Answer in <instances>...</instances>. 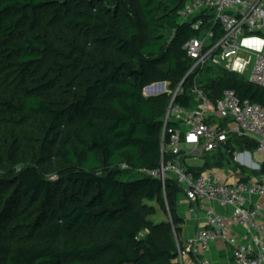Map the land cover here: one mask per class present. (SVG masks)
Returning a JSON list of instances; mask_svg holds the SVG:
<instances>
[{
	"label": "trees",
	"instance_id": "obj_1",
	"mask_svg": "<svg viewBox=\"0 0 264 264\" xmlns=\"http://www.w3.org/2000/svg\"><path fill=\"white\" fill-rule=\"evenodd\" d=\"M189 1L137 0L140 23L127 0H0V264H179L184 193L154 175L171 159V95L144 89L174 90L191 66L186 43L209 30L213 41L223 36L212 12L180 21ZM191 81L176 98L186 108L195 106ZM201 82L214 100L231 88L264 105L263 88L224 69L208 67ZM25 127L39 141L29 160L19 157ZM245 145L258 149L236 137L205 155L229 168ZM236 168L264 175V163Z\"/></svg>",
	"mask_w": 264,
	"mask_h": 264
},
{
	"label": "built area",
	"instance_id": "obj_2",
	"mask_svg": "<svg viewBox=\"0 0 264 264\" xmlns=\"http://www.w3.org/2000/svg\"><path fill=\"white\" fill-rule=\"evenodd\" d=\"M213 13L211 21L219 23L223 36L214 40L209 30L202 38H192L186 45L191 66L184 80L171 95L164 122V137L171 155L154 175L162 181L170 178L183 190L190 204H199L205 224L178 247L179 264H218L210 257L214 244L228 245L233 264H264V175L227 183L213 171L196 174L183 162L187 156L224 152L229 135L255 140L264 154V105L241 100L231 88L212 99L205 91L201 76L208 67L224 69L264 89V0H191L179 11L181 22ZM204 18L192 24L200 30ZM191 78L190 92L195 102L186 108L174 101L186 91L184 81ZM154 83L144 89L158 94ZM212 117L229 121L228 126L212 123ZM170 122L178 127L169 126ZM237 158V157H236ZM192 211L194 209L191 208Z\"/></svg>",
	"mask_w": 264,
	"mask_h": 264
},
{
	"label": "crops",
	"instance_id": "obj_3",
	"mask_svg": "<svg viewBox=\"0 0 264 264\" xmlns=\"http://www.w3.org/2000/svg\"><path fill=\"white\" fill-rule=\"evenodd\" d=\"M206 78H208V77H206ZM209 81H210V79H209ZM210 121L212 123L224 125L225 127H227L228 123H229V121H223V120L219 119L218 117H212ZM234 138H236V136H234L233 134H230L228 141L230 139L233 140ZM255 153H260L264 157V154L259 152L258 149L257 150L251 149L246 145L241 146L240 148H238L237 150H235L233 152L232 159H233V157L236 156L238 159H241L243 161V163H245L244 164L245 166H242V167L249 169L253 165L254 168L249 169V170L258 169V167H260L261 164L264 163V160L259 165L255 164L253 162V157H254L253 155ZM211 155H215V153H212ZM202 156H206V155L203 154L199 157H202ZM190 157H192V156L185 157L183 162L187 168H195V167H191L192 161L189 159ZM236 157H235V160H237ZM233 166H235V163L232 164L229 168H224V167H221L218 163L217 168H212V169H208V170L203 169L202 171H204V172L213 171L215 173H218L222 177V179L225 180L227 183H233L238 179H247V178L253 179L254 178V176L249 177L248 173H243V172H241L240 168H236V167L233 168ZM201 168L202 167L197 168V170H200ZM254 171H256V170H254ZM258 200H260L264 204V197L261 199H258ZM177 201H178V212L185 220L184 224H183V227H184L183 233L186 236V240L184 241V243H185L190 237H192L195 234V232L199 228L204 226V224H205L204 211L201 209V206L199 204H193V205L190 204L187 201L184 194H180L177 198ZM191 208L194 209V211H192ZM209 257L215 263H218V264H233V257H232L231 249L228 245H226L225 243H222V242H218V243L213 245L211 251L209 252Z\"/></svg>",
	"mask_w": 264,
	"mask_h": 264
},
{
	"label": "rangeland",
	"instance_id": "obj_4",
	"mask_svg": "<svg viewBox=\"0 0 264 264\" xmlns=\"http://www.w3.org/2000/svg\"><path fill=\"white\" fill-rule=\"evenodd\" d=\"M131 9L133 10L135 16L137 17V19L140 21V23H142V17L140 15V12H139V9H138V3H137V0H127ZM261 38L264 40V36H261ZM85 75V73H84ZM168 89L169 88V85L167 87ZM161 91L160 89L157 90V92ZM145 94L148 95V92L145 90ZM8 128L4 127V126H0V147H1V143L3 142V138L6 137V130ZM20 133V130L16 131V134L19 135ZM21 149L19 150V157L20 159L22 155H24V158L25 159H31V153L32 152H35L38 148H39V141L38 140H31L30 138L32 137L31 135V131H29V128L25 127L23 128L22 130V134H21ZM2 153L0 152V155ZM253 162L255 164H260L263 160H264V157L260 154V153H255L253 155ZM236 157V156H235ZM235 157H233V159H231L234 163H235V166H233V168H235L236 166H245L243 163V161L241 159H238L235 160ZM192 162L191 164V167H195V168H200V167H203V169L205 170H208V169H212V168H217L218 166V163L217 161H215L212 157H207V156H202V157H190L189 158ZM22 161V160H21ZM20 161V162H21ZM262 165V164H261ZM6 167H7V163L6 161L4 160V157L0 158V176H3L5 175L7 172H6ZM254 168L253 165L252 167H250L249 169H252ZM256 171H260L261 170V166L258 167V169H254ZM48 176L50 178H53V176H51L50 173H48ZM254 178H260V177H257V175L254 176ZM156 219H161V218H165L167 217V215H164L162 213L158 214L155 216ZM184 228V227H183ZM180 238H182V241H185L186 240V236L185 234L181 233L180 235Z\"/></svg>",
	"mask_w": 264,
	"mask_h": 264
},
{
	"label": "water",
	"instance_id": "obj_5",
	"mask_svg": "<svg viewBox=\"0 0 264 264\" xmlns=\"http://www.w3.org/2000/svg\"><path fill=\"white\" fill-rule=\"evenodd\" d=\"M156 87H158L161 91L158 94H151V96L159 95V94H162L165 92V90H164L165 89V82L157 83ZM175 101H176V99H174L173 102H175Z\"/></svg>",
	"mask_w": 264,
	"mask_h": 264
}]
</instances>
